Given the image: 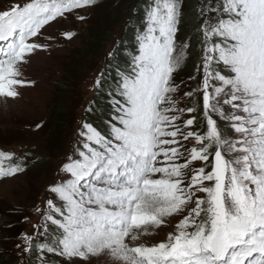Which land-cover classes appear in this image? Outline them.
<instances>
[{
  "label": "snow or ice",
  "instance_id": "obj_1",
  "mask_svg": "<svg viewBox=\"0 0 264 264\" xmlns=\"http://www.w3.org/2000/svg\"><path fill=\"white\" fill-rule=\"evenodd\" d=\"M95 4L25 0L0 11V98L34 86L23 69L50 47L39 42L46 25ZM194 12L202 75L183 91L173 75L189 47L178 43L183 6L146 0L130 70L117 65L108 131L78 132L37 208L44 223L15 245L26 264H92L105 252L113 264H264V0H202ZM122 51L114 39L106 59ZM25 170L0 151V178ZM173 216L165 240L142 242Z\"/></svg>",
  "mask_w": 264,
  "mask_h": 264
},
{
  "label": "rangeland",
  "instance_id": "obj_2",
  "mask_svg": "<svg viewBox=\"0 0 264 264\" xmlns=\"http://www.w3.org/2000/svg\"><path fill=\"white\" fill-rule=\"evenodd\" d=\"M186 1L180 0L184 8ZM24 2L25 0H0V11L8 9L14 3ZM201 2L202 0H197V9ZM108 11V3H99L79 11L86 17L83 21L71 13L67 14L66 18H58L57 21L46 25L41 30L39 42L47 43L50 47L47 51H37L23 69L24 78L35 81L34 86L20 88V96L16 99L0 98V151L14 154L16 162L24 163L26 166V170L15 177L0 178L2 264H26V261L21 260L15 245L22 242L24 233H33V225L44 223L37 208L45 206L48 185L58 179L60 165L73 154L82 139L78 132L82 130L83 124L89 123L99 129V125L90 118V106L95 96L98 95L96 100L100 97L104 83L101 82V86L98 87L95 81L98 78L102 81L101 73L104 74L105 66L109 62L106 54L113 48L114 39L118 42L122 40L132 18L122 19L113 39L105 46L106 53L102 59L92 60L85 55L91 51L86 47L88 36L96 31L98 23L107 17ZM182 26L180 25V32L177 34L178 43L183 40L189 43V47L186 58L173 75L183 91H190L197 86L202 68L201 62L196 67H190L192 62L190 51L194 40L192 36L182 34ZM66 31L75 33L71 40L64 38ZM196 43L201 60L199 40ZM81 52L85 58L76 60L75 56ZM58 83L69 91L67 105L69 115L62 135V145L54 151L53 148H48L45 141L44 126L50 117V104L60 93ZM110 99L113 109V97L110 96ZM190 104L191 101L187 98L181 102L182 107ZM113 115L114 109L107 122ZM187 115L186 113L185 118ZM38 124L42 126L37 128ZM7 163L5 161V165ZM179 219L178 216L166 217L165 224L155 229L152 235L143 237L142 242L151 245L165 240L170 232L175 231ZM63 259L51 257L52 264H61ZM92 264H113V260L110 254L105 252L93 257Z\"/></svg>",
  "mask_w": 264,
  "mask_h": 264
},
{
  "label": "trees",
  "instance_id": "obj_3",
  "mask_svg": "<svg viewBox=\"0 0 264 264\" xmlns=\"http://www.w3.org/2000/svg\"><path fill=\"white\" fill-rule=\"evenodd\" d=\"M99 4L108 3L109 11L107 17L101 20L96 31L92 32L91 36H88V41L86 47L91 49L90 53L85 54L92 60H101L103 55L106 53L105 46L109 41H111L115 35L116 28L118 24L124 18H131L129 26L122 38L123 51L118 57L117 61L107 63L104 69V74L102 76V83H104V88L101 91L100 97L96 100L95 96L91 106H90V118L93 122L99 125V129L102 132H106L107 120L112 115L111 99L109 93L115 90L116 84L115 80L118 79L117 65L120 71H129L131 67L132 56L131 53L137 48L136 33L139 30L140 24L143 23L141 16L143 10L146 7V0H96ZM197 0H187L185 8L183 6L182 15V34L188 37H193V47L191 48V65L190 67H196L200 64V54L198 53L197 41L199 37L195 31L197 26V19L194 10L197 9ZM185 9V11H184ZM83 52L75 56V59L82 60L85 58ZM60 88H58V93L54 101L50 104V117L44 126V136L45 141L48 144V148H53L57 151L63 142V131L68 122V93L66 88H64L60 83H58ZM61 94V95H59ZM99 116V117H98ZM1 247V246H0ZM33 264H38L35 257L31 258ZM0 258V264L1 263Z\"/></svg>",
  "mask_w": 264,
  "mask_h": 264
}]
</instances>
